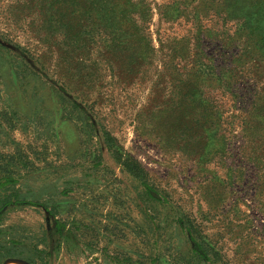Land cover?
Instances as JSON below:
<instances>
[{
  "label": "rangeland",
  "instance_id": "374dc122",
  "mask_svg": "<svg viewBox=\"0 0 264 264\" xmlns=\"http://www.w3.org/2000/svg\"><path fill=\"white\" fill-rule=\"evenodd\" d=\"M5 176L0 264H264V0H0Z\"/></svg>",
  "mask_w": 264,
  "mask_h": 264
},
{
  "label": "trees",
  "instance_id": "16d2710c",
  "mask_svg": "<svg viewBox=\"0 0 264 264\" xmlns=\"http://www.w3.org/2000/svg\"><path fill=\"white\" fill-rule=\"evenodd\" d=\"M73 106H76L75 102H72ZM102 141L104 142L106 149L110 155V157L119 165L126 173H128L131 177L135 179L137 184L140 186L144 196L151 202H155L157 204H165L166 197L160 191H158L155 187H153L147 180L146 172L141 168L139 163L133 159L132 157L123 154V152L116 146L113 139L110 137L107 131L101 132ZM14 179L11 176H5L3 180L0 182V186L6 183H12ZM23 206V205H36L34 202L25 201L22 199H18L16 195L12 194H4L2 198H0V216L4 212V210L9 206ZM44 209L48 210L47 206H43ZM178 223L182 226L184 231L187 233L188 243H189V253L191 256L195 257L197 261L202 262L206 260H210V250L207 245H204L201 241L196 239L194 236V227L191 223H184L182 219H177ZM68 227L64 221L56 220L53 223L52 230L49 233V246L51 250H56L59 247V244L64 237L65 232H68ZM49 253V252H48ZM12 255H7L9 257ZM28 264H34L30 260H23Z\"/></svg>",
  "mask_w": 264,
  "mask_h": 264
},
{
  "label": "water",
  "instance_id": "95a60500",
  "mask_svg": "<svg viewBox=\"0 0 264 264\" xmlns=\"http://www.w3.org/2000/svg\"><path fill=\"white\" fill-rule=\"evenodd\" d=\"M20 262H22V263H24V264H28V263H26V262H23V261H20Z\"/></svg>",
  "mask_w": 264,
  "mask_h": 264
}]
</instances>
